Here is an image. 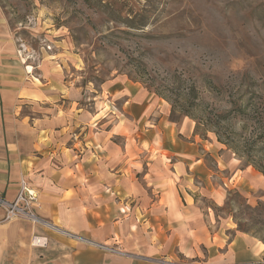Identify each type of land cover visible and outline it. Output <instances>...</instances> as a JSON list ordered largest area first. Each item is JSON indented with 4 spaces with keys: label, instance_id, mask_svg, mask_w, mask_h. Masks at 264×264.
Returning a JSON list of instances; mask_svg holds the SVG:
<instances>
[{
    "label": "rangeland",
    "instance_id": "1",
    "mask_svg": "<svg viewBox=\"0 0 264 264\" xmlns=\"http://www.w3.org/2000/svg\"><path fill=\"white\" fill-rule=\"evenodd\" d=\"M42 86L61 94L49 101L80 115L82 130L71 136L101 118L103 131L119 121L120 132L137 135L122 127L134 122L114 94L129 88L160 100L171 122L197 126L202 145L237 170L252 164L264 177V0H0L7 136L48 114L35 92ZM218 190L219 205L192 193L223 226L264 246V191Z\"/></svg>",
    "mask_w": 264,
    "mask_h": 264
},
{
    "label": "crops",
    "instance_id": "2",
    "mask_svg": "<svg viewBox=\"0 0 264 264\" xmlns=\"http://www.w3.org/2000/svg\"><path fill=\"white\" fill-rule=\"evenodd\" d=\"M29 81L39 84L33 76ZM35 92L47 101L39 102L48 114L32 126L21 122L14 137L0 130V197L13 201L23 181L36 196L32 211L40 223H0V264H249L264 259L263 245L223 226L192 193L210 195L219 205L221 183L264 191V177L252 167L237 170L225 162L209 148L212 144L202 145L192 125L171 122L165 106L148 93L129 88L114 93L122 100L121 112L134 122L122 127L138 128L137 135L120 132L119 121L103 131L101 118L94 126L82 124L86 134L71 136L67 130H82L75 123L80 115L49 101L61 98L57 91ZM34 237L46 239V245L35 246Z\"/></svg>",
    "mask_w": 264,
    "mask_h": 264
},
{
    "label": "built area",
    "instance_id": "3",
    "mask_svg": "<svg viewBox=\"0 0 264 264\" xmlns=\"http://www.w3.org/2000/svg\"><path fill=\"white\" fill-rule=\"evenodd\" d=\"M34 196L27 188L23 181L20 182V189L16 198L9 202L0 197V211L2 217L0 223L9 222L15 219H27L37 224L40 223L38 217L32 211V205L35 201ZM40 241V242H39ZM33 244L35 246L44 247L46 245V239L34 237ZM249 264H264L263 262H255Z\"/></svg>",
    "mask_w": 264,
    "mask_h": 264
},
{
    "label": "trees",
    "instance_id": "4",
    "mask_svg": "<svg viewBox=\"0 0 264 264\" xmlns=\"http://www.w3.org/2000/svg\"><path fill=\"white\" fill-rule=\"evenodd\" d=\"M197 130H198V127L196 126L195 128H194V134H196L197 135ZM248 166H252V167H254L255 168V166H253L252 164H250V165H248ZM259 171V170H258ZM261 171V170H260ZM261 173L264 175V171H261Z\"/></svg>",
    "mask_w": 264,
    "mask_h": 264
},
{
    "label": "bare ground",
    "instance_id": "5",
    "mask_svg": "<svg viewBox=\"0 0 264 264\" xmlns=\"http://www.w3.org/2000/svg\"><path fill=\"white\" fill-rule=\"evenodd\" d=\"M40 242V241H39Z\"/></svg>",
    "mask_w": 264,
    "mask_h": 264
}]
</instances>
